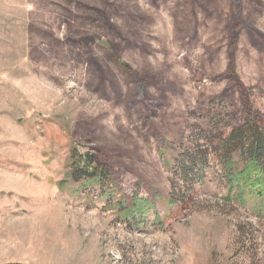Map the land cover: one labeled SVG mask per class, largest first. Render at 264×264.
I'll return each mask as SVG.
<instances>
[{"label": "rangeland", "instance_id": "1", "mask_svg": "<svg viewBox=\"0 0 264 264\" xmlns=\"http://www.w3.org/2000/svg\"><path fill=\"white\" fill-rule=\"evenodd\" d=\"M246 104L264 0H0V264H264V197L214 152ZM72 154L111 181L71 182Z\"/></svg>", "mask_w": 264, "mask_h": 264}, {"label": "trees", "instance_id": "2", "mask_svg": "<svg viewBox=\"0 0 264 264\" xmlns=\"http://www.w3.org/2000/svg\"><path fill=\"white\" fill-rule=\"evenodd\" d=\"M246 112L247 117L243 123L233 128L226 138L220 139V150L215 148L214 152L229 193L248 191L249 195L262 199L264 197V119L247 104ZM206 143V151H208L215 144V140ZM196 151L198 149H195ZM180 156L177 163L184 179L194 181L198 170L204 168L207 156L185 151ZM235 156L238 162L234 160ZM76 158V154L71 155L69 173L71 182L97 186L111 181V169L101 161H97L92 154H86L75 161Z\"/></svg>", "mask_w": 264, "mask_h": 264}]
</instances>
